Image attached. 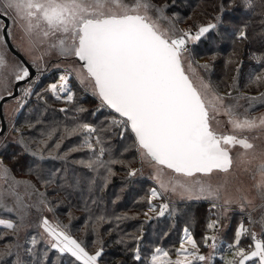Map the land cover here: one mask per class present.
Segmentation results:
<instances>
[{"label": "snow or ice", "instance_id": "1", "mask_svg": "<svg viewBox=\"0 0 264 264\" xmlns=\"http://www.w3.org/2000/svg\"><path fill=\"white\" fill-rule=\"evenodd\" d=\"M241 2L246 15L259 18V35L264 37V0ZM236 6L234 0H218L209 19L193 20L181 28L184 18L175 12L169 15V5L154 0H0V15L12 20L0 27H7L13 42L9 46L0 35V99L7 96L14 101L10 111L4 106L3 119L19 148L11 156L12 165L24 171V177L17 178L0 157V210L14 215L0 219L11 235L0 248V264H48L52 251L58 258L50 264H102L104 226L115 222L108 228L111 234L118 222L130 219L127 213L96 214L87 205L86 217H74L65 189L77 187L80 181L69 183L67 167H44L46 159L65 164L71 160L87 169L93 174L90 191L95 187L103 191L120 166L123 183L113 204L136 178L146 176L153 185L141 198L147 203L146 217L153 212L157 217L165 212L175 215L177 202L208 203L204 234L197 240L185 226L174 259L159 245L142 254V235L130 236L137 264H214L220 233L235 211L240 220L226 246L231 257L221 255V259L224 264H264V111L260 110L264 91L241 92L239 83L241 56L252 42L251 20L231 24V50L226 56L214 41L210 42L213 51L202 63L194 51L210 33L220 34V27L230 23L224 20L225 12ZM199 14L209 15L205 10ZM259 44V55L250 53L259 70L247 74L244 88L264 87V39ZM221 58L226 92L211 78ZM49 65L58 76L37 92L38 81L51 71ZM73 82L95 98L94 110L78 103ZM49 93L72 106L59 109L65 119H42ZM33 94L44 103L45 112L33 118L36 108L29 109L23 125L17 127V116L28 108ZM102 110L103 119L84 118ZM9 133L0 136V146L7 147ZM114 136L120 144L113 143ZM81 152L80 159H72V154ZM25 156L30 157L28 162L22 159ZM73 219H83L79 237L73 234ZM117 243L127 247L123 237ZM202 245L207 252H202Z\"/></svg>", "mask_w": 264, "mask_h": 264}, {"label": "trees", "instance_id": "2", "mask_svg": "<svg viewBox=\"0 0 264 264\" xmlns=\"http://www.w3.org/2000/svg\"><path fill=\"white\" fill-rule=\"evenodd\" d=\"M157 3H167L169 7L166 9L167 12H178L181 13L180 15L187 19L189 12H195V15H192V20H190L191 24L193 20H206L210 18V15L213 13V5L218 2V0H156ZM227 3V0H225ZM235 4L237 5L231 11H227L224 14V20L226 22L222 25L219 29L220 34L217 35L215 32L209 34L207 40H204L201 43L196 44L197 49L202 50L203 54L201 56H208L213 51L211 47L212 41H214L217 45V50L221 52L222 57L226 56L228 52L231 50V40L229 33L231 32V24H240L242 21L246 19H250L251 23L249 25V36L252 37V42L244 47L243 55L241 59L243 61L242 68H241V75H240V91L241 92H248L251 95L257 94L259 91H264V87L257 88L256 86H252L251 88H244V84L246 83V76L249 72L255 70L258 71V67L256 66V61L250 58L251 51H256V54L259 55L260 51V44L259 41L264 39L259 33L261 32V27L258 23V17L256 16H249L246 15L242 8L241 0H234ZM259 3V0H257ZM181 4H186L187 6H180ZM188 4L192 7V9L188 10ZM197 5H200L198 8ZM187 8V9H186ZM195 9V11H193ZM201 10H205L209 15H200L199 13ZM189 21V19H188ZM223 59H219L216 61L215 69L211 75V78L214 82H220V91L226 92V84L228 82L225 74L222 72ZM233 75V71L229 70L227 72V77H231ZM54 99V98H53ZM41 104L45 105L43 102ZM52 104V105H50ZM65 103L63 101L60 104H56L49 100L47 104V111H49L50 116H53L55 120H63L65 119V114L59 112V109L64 106ZM264 110V109H260ZM71 115V113H68ZM87 115V114H85ZM34 118V116H33ZM89 118V117H88ZM96 121V120H93ZM47 122V121H46ZM26 132V131H25ZM7 147L0 148V157H3L5 161L13 167L15 175L20 174L24 175L23 170H16L15 166L12 165L11 156L13 153L18 152L19 148L13 142H7ZM70 146V144H69ZM12 150H11V149ZM75 156L72 155V158ZM25 162L30 160V157L25 156L22 158ZM44 164L47 163L49 165V169H63L67 167V178L69 183L74 184L77 180L80 181L79 185L75 188L73 187H66L65 191L69 193L68 199L71 200L73 207V216L76 218L86 217V213L83 211L85 205H87L93 213L99 214L100 212L106 211L110 216L114 215H121L124 213L138 211L135 199L140 197V193L136 191V188L130 189L127 188L128 191L120 193V199L113 204L112 200L115 199V194L120 190L118 186L113 187V191H109V188H105L103 191L100 190L99 187L93 188V190H89V181L93 178V174L90 173L87 169L82 168L81 166H77L71 163V160L65 164L63 161H57L52 159H46ZM63 175V172L61 173ZM145 184L144 187H146ZM145 189V188H143ZM43 190V189H42ZM52 194L51 188H49V195ZM63 196V193H61ZM93 200L96 203H93ZM146 207V204H143ZM178 209H181V216L182 218L178 217V213L173 215L172 219H170V215L164 219H168L170 223H172V228L170 229L166 227L167 235L165 236L166 241L171 240L173 237V231L177 232V228L187 226L189 230L193 233L194 237L197 238L198 236H202L205 231V224L209 218V212L207 209V205L205 203H198V202H188V203H177L176 205ZM64 208L62 207L61 218L67 221V217L64 215ZM130 219L118 222V229L114 230L111 234H108V228L114 227L115 222L113 224H106L104 226V253L102 263L104 264H137V262L133 261L131 249L135 247V242L130 239V236H141V247H142V254L147 255L150 254L151 246L159 245L153 244L149 238V227L153 224L160 222V219L151 220L146 222L142 217L135 214H127ZM185 217V218H184ZM83 225V219H73L72 221V230L73 234L77 237L81 236L82 233L80 228ZM142 228V232H141ZM174 228V229H173ZM31 235V232L29 233ZM180 236V235H179ZM123 237V239L127 242V247L123 243H117V241ZM178 237V236H177ZM88 239L90 240L91 237L89 236ZM179 239V237H178ZM163 247L162 245H159ZM167 246V245H165ZM164 248V247H163ZM167 250V249H166ZM53 253L49 254L50 261L53 260V257L56 255L51 256Z\"/></svg>", "mask_w": 264, "mask_h": 264}, {"label": "rangeland", "instance_id": "3", "mask_svg": "<svg viewBox=\"0 0 264 264\" xmlns=\"http://www.w3.org/2000/svg\"><path fill=\"white\" fill-rule=\"evenodd\" d=\"M154 2L157 3L156 0H154ZM157 4H161V3H157ZM180 6L184 7V6H187V5L186 4H181ZM187 8H188V10L192 9L190 4H188ZM167 13L169 15H171V13H173V11L172 12H167ZM175 13L178 16L184 18L183 16L180 15L181 13H178V12H175ZM189 15L190 16L195 15V12H191L190 11ZM6 17L9 18L8 19L9 20V25H11V23H12L11 17H9V16H6ZM190 24H191L190 20L188 21V19L184 18L179 26L181 28H184V27H187ZM0 25H3V22L1 20H0ZM1 30H2V27H0V35H2L1 34ZM13 31H15V30L13 29ZM10 42L13 43L11 40H10ZM194 51L197 54V58L200 59L201 63L203 62V60L207 59V56H201L203 54V52L200 49L198 50L196 46L194 48ZM49 68L51 69V71L46 72L40 78V80L38 81V84H37L36 89H35L37 92H39L41 89L46 88L49 83L54 82L55 79L57 78L58 73H57L56 69L51 68V65H49ZM71 86H72L73 90L76 92L77 100H78V103L80 105H82L83 107L87 108L89 110V112H91L92 110H94L96 108L97 101L95 100V98L90 93L84 92L81 88H79V86L75 82H73V84ZM18 94H19V92H18ZM0 95H2V94H0ZM47 99H48V102L50 100L52 102H55L57 105L60 104V102L62 101V100L57 101V100L53 99L51 93L48 94ZM13 104H14L13 100H9V101H7L6 103L3 104V106H2L3 116H4V106L7 105L8 109L10 111L12 106H13ZM50 105H52V104H50ZM64 106L65 107H69V108L72 107L71 105H64ZM33 107L36 108V111L31 113V116L32 117L34 116V118L39 116V114L41 112H45L44 106L41 104V102H39V103L37 102V98H36V96L34 94L30 98V103L28 105V108L23 109L18 114L17 120H16V126L17 127H21L23 125L24 120L29 116V109H32ZM261 111H264V110H261ZM104 115H105V111L102 110V111L97 112L96 116H91V115H85L84 114V118L86 120H89V121H93V120L97 121V120L103 119ZM42 119H44L47 122L48 121H52L53 120V116H50L49 111H46L45 115L42 117ZM5 123H6V130H5L4 134L5 133H9V125H8V122L6 120H5ZM23 130L28 132V130L26 128H24ZM14 135H15V133H9L7 135L6 143L7 142H13V136ZM112 140H113V143L117 144V145L120 144V142H121L120 138L118 136H114L112 138ZM1 147L2 146H0V148ZM72 155L75 156L72 159H80L81 156L84 155V153H82V152L81 153H74ZM4 162L6 164H8L5 161V159H4ZM77 166H79V165H77ZM138 166H139L138 164H134L133 165V167H138ZM44 167L49 168V165L47 163H45ZM116 172H117V175L113 178L112 182L107 186L108 188H109V186H112V187H110L109 191H113V187H115V186H118L121 189V186H122V183H123L124 173L120 169V166H116ZM16 176H17V178L24 177V175H20V174H17ZM146 183L149 184V185H146V187H144ZM152 186H153L152 182L146 176L145 177L136 178L128 186L130 189L136 188L137 189L136 191H138L141 195H140V197H137L135 199L138 211L129 212L127 214H129V215L135 214V216H136L137 212H138V215L140 217H142L146 222H149L151 220L160 219V222H157V223L153 224L151 227H149V229H148V230H150L149 238H150V240H151V242L153 244L162 245L165 249L171 251L172 252V258L174 259L175 258L174 249L176 247H179V239H178V237L181 236L182 230H183L184 227L183 228L182 227L177 228L176 229L177 232L173 231V235L171 236L173 238L171 240H169V241H166L165 233H167V231H169V230H166V227L169 228L168 226L170 225V229H171L172 225H173L172 223H170L171 220L169 222L168 219H164L167 216H169L168 213L165 212V215L162 216V217H157L154 212L153 213H149V217H151V219H149V217H146L144 215V213L147 212V203H146L145 200H143L141 198L146 195L147 190L150 187H152ZM37 187H39V185H37ZM143 188H145V189H143ZM126 191H128V189H126L124 192H126ZM118 192H119V190H118ZM188 202H198V203L202 202V203H205V205H207V209L209 208V205H208V203L206 201L193 200V201H188ZM188 202H177V203H188ZM154 203L159 204L160 201L159 200H155ZM143 204H146V207ZM177 213H178V217L182 218L181 209H179V211ZM229 216H230V220L227 221L226 227L220 233L221 238H222V242L219 245V249H218V251H217V253L215 255L214 264H224L223 260L221 259V255H223L225 257H231V252L226 251V246H227V243L231 242V238H232V235L234 233V229H235L236 225L238 224V222L240 220V215H239L238 211H235V212L229 213ZM172 217H173V215L170 216V219H172ZM212 218L215 219L214 216ZM0 219H14V215L12 213H8V212H6L4 210H0ZM5 233H7L8 235H7V238H0V248H3L4 244L11 240L10 230H7V229H5L3 227V225H0V237L4 236ZM201 237L202 236H198L196 239L200 240ZM21 240L22 241L24 240L23 234H21ZM165 245H167V246H165ZM39 247L42 249V248H44V245L41 243L39 245ZM201 250H202V252H207L208 251V249L204 248L203 245L201 246ZM52 253L53 254L51 256L56 255L55 257H53V260L57 259L58 258L57 254L54 251H52ZM102 264H104V263H102ZM110 264H112V263H110Z\"/></svg>", "mask_w": 264, "mask_h": 264}, {"label": "water", "instance_id": "4", "mask_svg": "<svg viewBox=\"0 0 264 264\" xmlns=\"http://www.w3.org/2000/svg\"><path fill=\"white\" fill-rule=\"evenodd\" d=\"M9 18L4 16V15H0V20L3 22V25H9ZM1 34L4 36L5 38V41L7 42V44L9 46L12 45V43L10 42V39H8L7 37V27H2V30H1ZM11 51L19 56L20 53L16 51L15 48H11ZM33 71V74H35L34 70ZM19 86H22V82H21V85H18L17 89L15 90L14 94L18 95V92H19ZM9 100H12L11 97H7V96H3L2 99H0V136H2L6 130V123H5V120L3 119V112H2V106L4 103H6L7 101Z\"/></svg>", "mask_w": 264, "mask_h": 264}]
</instances>
